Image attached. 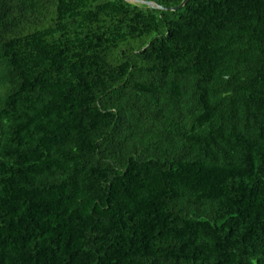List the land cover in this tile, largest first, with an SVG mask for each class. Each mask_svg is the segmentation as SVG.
<instances>
[{
    "label": "trees",
    "instance_id": "obj_1",
    "mask_svg": "<svg viewBox=\"0 0 264 264\" xmlns=\"http://www.w3.org/2000/svg\"><path fill=\"white\" fill-rule=\"evenodd\" d=\"M0 0V264H264V0Z\"/></svg>",
    "mask_w": 264,
    "mask_h": 264
},
{
    "label": "water",
    "instance_id": "obj_2",
    "mask_svg": "<svg viewBox=\"0 0 264 264\" xmlns=\"http://www.w3.org/2000/svg\"><path fill=\"white\" fill-rule=\"evenodd\" d=\"M127 1H136V2H140V3H143V4H146L148 6H155L154 3L152 1H149V0H127ZM187 0H182L177 6L173 7L172 9H178L180 7L183 6V4L186 2ZM155 7H159V6H155Z\"/></svg>",
    "mask_w": 264,
    "mask_h": 264
}]
</instances>
